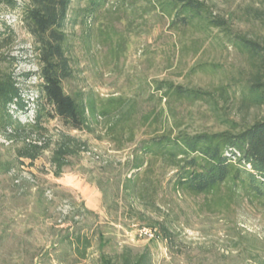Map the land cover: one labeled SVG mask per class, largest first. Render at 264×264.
<instances>
[{"label":"rangeland","instance_id":"obj_1","mask_svg":"<svg viewBox=\"0 0 264 264\" xmlns=\"http://www.w3.org/2000/svg\"><path fill=\"white\" fill-rule=\"evenodd\" d=\"M203 1L236 32L264 47V1ZM19 14L7 4L0 6V33L9 28L15 34V43L2 53L16 60L0 63V70L32 74L39 69L34 41ZM104 22L118 37L88 47L77 39L75 76L64 85L72 95L82 91L101 100L124 98L126 118L137 123L134 142L129 135L113 139L110 127L118 116L101 119L91 133L51 120L44 122L49 148L32 164L19 158L23 139L0 135V264H99L102 255L114 257L124 248L135 254L148 249L153 264H264V201L235 198L215 206V199L229 193L226 187L206 197L186 195L173 187L172 174L159 163L141 174V195L131 196L123 188L136 173V146L157 128L160 134L180 125L187 133H216L226 130L228 122L247 126L264 119V107L245 109L239 99L240 84L255 71L251 60L193 30H171L159 14L108 13ZM74 31L82 33L79 27ZM202 65L211 71L202 72ZM27 81L24 95L32 102L39 81L35 76ZM155 81L213 96L203 102H159ZM221 86L231 92L227 99L216 93ZM160 112L159 124H143L147 114ZM67 139L75 153L57 175L50 161L58 143ZM65 203L73 211L61 223ZM162 226L173 234L171 240H163ZM140 227L156 228L161 239L141 238ZM78 236L90 243L86 258L71 247Z\"/></svg>","mask_w":264,"mask_h":264},{"label":"trees","instance_id":"obj_2","mask_svg":"<svg viewBox=\"0 0 264 264\" xmlns=\"http://www.w3.org/2000/svg\"><path fill=\"white\" fill-rule=\"evenodd\" d=\"M2 4L20 13L22 24L33 38V52L39 66L38 71L32 74H10L0 70V135L12 141L23 139L20 160L24 158L33 164L49 148L44 122L51 120H57L71 131L91 133L101 119L109 121L118 116L117 122L110 127L113 139L121 141L122 136L129 135L130 141L134 142L137 123L126 118L124 98L101 100L93 92L82 91L72 95L64 85L75 76L73 48L77 39L88 47L95 42H112L118 37L104 22L108 13L126 17L159 14L169 21L171 30H193L214 39L215 44L232 46L243 56L246 54L255 71H252L250 79L240 84L239 99L245 109L264 107V47L236 32L225 18L214 15L212 7L203 0H25L23 3L0 0V6ZM77 27L82 31L80 37L74 31ZM216 31L218 34L215 35ZM14 43L15 34L11 29L0 33V63L16 61L2 53ZM206 67L202 65L200 70L211 71ZM32 76L39 84L31 102L24 95L23 84ZM153 87L157 94H161L159 102H203L213 96L210 92L168 81H155ZM216 93L221 99L231 95L230 90L223 86L218 87ZM33 113L35 120L30 123L29 116ZM160 118L161 112L152 117L147 114L143 124L147 121L159 124ZM181 127L162 134L157 128L154 135L136 146L132 170L136 173L134 179L124 181L123 187L131 196L135 193L141 195L137 182L154 163H159L172 174L170 181L173 187L186 195L206 197L218 194L226 187L229 193L215 199V206H227L235 198L263 203L264 119L247 126L228 122L226 130L216 133H187ZM34 138L45 141L42 145L28 142ZM70 141L63 140L54 149L50 163L56 168L57 175L62 173L69 155L75 153ZM161 232L163 240L173 238L167 227L162 226ZM81 238L78 236L71 247L81 258H86L90 243L88 239L83 242ZM98 263L153 264L152 253L148 249L135 254L129 248H124L114 257L102 255Z\"/></svg>","mask_w":264,"mask_h":264},{"label":"built area","instance_id":"obj_3","mask_svg":"<svg viewBox=\"0 0 264 264\" xmlns=\"http://www.w3.org/2000/svg\"><path fill=\"white\" fill-rule=\"evenodd\" d=\"M34 120H35V114H31L29 116V122L30 123H34ZM28 142H33V143H36L38 145H42L43 144V140H39L37 138H34V139H29ZM90 154V153H89ZM51 192H49L48 194L50 195ZM52 197V195L49 196V198ZM64 208V209H63ZM73 211L72 207L69 206V204L65 203V205L63 207H61L60 209V216H61V220L59 222H63L65 221V219L70 215L72 214L71 212ZM137 232L139 234V236L141 238H145V239H148V240H153V239H159V233L157 231L156 228H144V227H140L139 229H137Z\"/></svg>","mask_w":264,"mask_h":264}]
</instances>
